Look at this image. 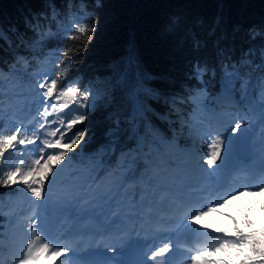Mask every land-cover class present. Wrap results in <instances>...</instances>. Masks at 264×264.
Wrapping results in <instances>:
<instances>
[{
  "label": "trees",
  "instance_id": "obj_1",
  "mask_svg": "<svg viewBox=\"0 0 264 264\" xmlns=\"http://www.w3.org/2000/svg\"><path fill=\"white\" fill-rule=\"evenodd\" d=\"M78 18L96 25V31L89 33L91 40L69 38ZM0 30V109L8 112L7 101H14L45 64L52 79L61 74L58 90L70 84L88 89L87 119L65 136L64 143L73 132L86 130L75 151L68 150V166L74 171L92 169L96 179L109 175L130 180L143 192L155 179L158 184L152 190L162 195L159 185L175 166L189 164L182 151L196 141L200 144L194 126L201 96L211 99L214 111L242 109L249 114L248 95L255 105H264L259 87L264 76V0H99V5L97 0H0ZM69 48L82 50L75 56L61 55ZM131 55L143 69L137 91L143 115L135 113L130 97ZM238 62L243 64L241 73H247L244 79L250 81L246 91L228 74V65ZM197 65L206 69L199 78ZM225 87L228 97L220 102ZM2 135L7 133L0 124ZM14 150L15 145L0 158V176L15 168L10 167ZM14 179L17 183L10 187L0 185V252L10 246L5 205L27 191L22 182L18 184L19 175ZM250 191L232 199L225 207L228 215H241L249 206L253 217H264L254 203L264 197L249 195ZM14 263L10 257H0V264ZM53 263L43 258L30 262Z\"/></svg>",
  "mask_w": 264,
  "mask_h": 264
},
{
  "label": "rangeland",
  "instance_id": "obj_2",
  "mask_svg": "<svg viewBox=\"0 0 264 264\" xmlns=\"http://www.w3.org/2000/svg\"><path fill=\"white\" fill-rule=\"evenodd\" d=\"M129 61L133 69L131 78L132 83L130 84V97L133 107H135L138 99L137 91L139 88H141L139 86H142L141 79L143 69L141 65H139L136 56L131 55L129 57ZM44 68H48L47 64H45L39 70V76L35 74L34 78L25 84V86L23 87V93L18 95L16 100L18 108L11 114L10 117L6 119L7 131L10 134H12L13 131L19 128L20 131L17 134L18 136L26 139L27 141L32 135H36L40 137L37 142H41V144L45 138L52 139V137L46 136V133L58 127L60 119L66 118V116L68 115L72 117L77 113V106L69 102V109H66L64 113H60L59 111H57L53 113V115L47 116L46 118L39 115V113L43 111L42 93L44 91V89L39 88V84L45 81L50 83L51 81L50 71L48 69L42 71V69ZM99 81L102 82L100 79ZM105 90H109V87H106ZM210 102L211 99L205 100L203 96L200 97L197 103L198 116L205 119L209 118V116L211 115L214 116L213 123L216 125L217 130L211 132L210 130H208V128L206 129V126H203L204 138H200L202 125L200 122L196 125L197 128H195V131L199 134L198 138L200 139V144H198L196 141L195 145H193L192 148L184 154V156L189 159L191 164L196 165V167L188 170L183 166L177 165V167H175V171L166 181V185L162 187V190L164 191V193H166L167 199H176L172 202L173 205H176L177 201L180 202L181 199H183V196H199L200 190L210 185L208 184V182H213L217 179L219 172L213 174L212 168L216 165L222 167V165L225 163V156L223 154L224 149L229 144V142L231 143V141L234 139L238 130L231 133L230 137L226 134L229 133L231 127L234 126L236 122H239L241 124L246 123L249 128L256 126L260 130V143L264 146V105L260 108H256V106L251 101V98L249 97L248 103L250 104V106H253L255 108V113L253 117H244L242 115L236 116L235 114L231 115L226 113H213ZM220 102H222V100H220ZM11 105L12 104H10L9 106ZM34 113L35 117L30 120L26 128L21 125H16L19 121H25V119H22L24 115L28 114V116H32ZM54 119L57 121V123L55 124L49 125L46 122L52 121ZM133 121L134 126L136 127L138 123L136 122L134 117ZM41 122H45V128L43 129L40 128ZM35 126L40 128V132H37L36 134L34 133ZM61 131H64V129L62 128ZM216 134H222L221 138L225 141L224 147L221 150L223 162L221 160H218L216 165H213L211 167L206 165V168L201 167L199 166L201 165V160L206 159V145L204 144V140H210L214 138ZM15 144L16 146L18 145V148L12 153V162L10 164V167L11 165H15V167L20 166L22 169L26 170V168L30 166L35 159L39 158V147L38 145L32 146L31 143L20 145L15 142ZM28 150H30V152H28ZM70 152L71 151L68 152V155L70 154ZM44 155L46 157L47 153L45 152ZM21 159H23L24 161L22 165L19 164V161ZM69 161L70 156L65 157V159L61 161L59 165H56V168L51 173L49 181H46V186L50 183V188L47 189L45 200H37L34 196H32L31 192L27 190L18 193L14 197L10 198V200L7 202L8 204L5 205L4 213L7 214L10 222V224L8 225L9 231L6 239L7 244H9L10 246H8L7 251L0 252V257L2 255L4 258L10 257L15 262L14 264H16L17 260L23 255L28 240L31 238V228L35 227L37 230L39 221H48L49 210H54L55 212H57L61 209L60 205H66L68 207L67 211L69 212L73 208H78L85 195L90 194L92 197L89 199L97 205L90 211L84 212V214L91 215L90 219L94 218L93 220H91L94 229H96L98 226L97 219H100V217H102L103 215L106 218V216L110 212L109 209H106L107 205L105 203L108 198L103 199L102 197L104 196L109 197L111 194H114L116 198L120 199L121 205L125 206L123 208H120L119 210L122 211L121 209L126 208L131 211V215H133V217H136L141 211L145 212L148 207H155L158 203L162 205L170 203L169 200L163 202L157 199L152 200L150 198L151 196L149 195L150 192H148L146 195L138 193L134 185L130 183V180L124 182L118 181L116 178L109 177V175L102 178L98 177V179H96L97 177L92 169L84 168L74 171L73 168H69ZM41 163H43V161H41ZM53 163H55V161H53ZM40 175L39 177L32 176L31 179L41 178ZM198 175L200 176L199 179H197ZM52 176L56 177L55 181H51ZM208 179L213 180L207 181ZM157 183V180L152 179L150 181L149 189L152 190L153 185ZM18 184H20V181H18ZM214 185L215 188H217V185ZM240 186L243 188L251 189L258 188L255 185L243 186V183H240ZM53 188L57 189L56 197H54L51 193ZM180 195H182V197H180ZM76 200L79 201L76 202ZM150 201L153 202L150 204ZM37 209L38 211H36ZM99 210H101L100 213H98ZM63 211L66 210L63 209ZM214 213L216 214L214 215V219L212 221L205 223L202 222V224L200 225L191 223L189 224V227L185 230V232H183V234H193L194 230L197 227H201V232L203 233L211 230L215 231L216 226L229 228V220L226 219L224 215L228 214L226 209L224 207H221L218 212ZM69 216H71V214L66 216L67 221H70ZM117 218H114L112 220L113 223L119 221ZM34 220H38V222H34ZM62 223V218L58 220L56 219V222L52 224V226H49L48 224V227L51 229L52 233L60 232L64 229ZM204 225H212V227L207 229L205 228L204 231ZM67 253L68 252L61 256L62 261L60 262V264H66V262H68ZM55 257L56 256H51L49 254L47 256H42L41 258L50 262Z\"/></svg>",
  "mask_w": 264,
  "mask_h": 264
},
{
  "label": "snow or ice",
  "instance_id": "obj_3",
  "mask_svg": "<svg viewBox=\"0 0 264 264\" xmlns=\"http://www.w3.org/2000/svg\"><path fill=\"white\" fill-rule=\"evenodd\" d=\"M97 5H99V0H97ZM88 16V13L84 14V18H88ZM69 31L75 33L69 37L70 39L83 40L86 42L91 40L92 37L89 36V33H94L96 31V25L94 23L91 25L81 23L78 18L73 22V27L70 28ZM81 50L73 51V49L69 48L67 52H63L61 55L68 56L71 54L75 56ZM242 67L243 64L239 62L238 64H229L228 68L231 69V72L228 74L230 80H240L241 89L246 91L250 86V81L244 79L247 73H241ZM261 67L264 68V64H262ZM205 70L206 69L201 68L199 65L195 66V75L197 78H199ZM60 78L61 74H56L55 78L51 79L50 83L45 81L39 84V88L44 89L42 93L43 111H41L39 115L46 118L57 111L64 113L66 109H69V102L77 106L79 114L75 117L68 115L66 118L60 119L59 126L46 133V136H50L52 139L45 138L42 141L38 150L39 158L35 159L26 170L22 169L20 166H16L0 176V185L10 187L17 183L14 177L19 175L20 182L26 186L32 196L41 201L45 200L47 189L50 188V183L46 186V181H49L50 178L49 174L53 172L56 165H59L61 161L68 156V150L75 151L74 146H79L86 136V130H78L73 132L72 135L68 137V141L64 143L65 136L69 132H72L76 125L83 123L87 119L88 102L91 93L86 88L81 91L75 84L66 85L63 89L58 90L57 84ZM259 87L261 92H264V76L259 78ZM46 122L49 125L57 123L55 119ZM40 128H45V122L40 123ZM62 128L64 131H61ZM240 128L241 123L236 122L226 135L230 137L231 133ZM19 131L20 129L17 128L10 135L0 136V158L4 156V153L9 147L14 146L12 142L16 141ZM221 135L222 134H216L214 138L204 140V144L206 145L205 163L209 167L216 165L218 160L223 162L221 150L224 147L225 141L221 138ZM36 139H39V137ZM26 142L33 141H26V139H20L18 141L20 145H24ZM60 148L64 150L55 151ZM48 150L53 151L49 152L45 157L44 154ZM230 150L231 144L229 142L228 149L224 153L225 157ZM41 161H43V163H41ZM53 161H55V163H53ZM23 163L24 161L21 159L19 164L22 165ZM45 169L47 170L45 171ZM40 173H43V178L28 179L29 176L39 177ZM55 179V176L51 177V181H55ZM246 190V188L235 190H223L220 187L215 188L210 193L209 199L190 209L191 218L188 220V223H195L196 225L202 224L204 217L212 212H218L221 207H228L233 198L238 197ZM249 195L264 197V185L258 186L255 191H250ZM102 198L107 199L108 196ZM254 203L259 204V211L264 213V199L254 201ZM224 215L226 219L231 221L232 227L222 228L216 226L215 234L206 233L212 237V240L210 243H207L206 246L195 249V255L190 257L191 264H264V217L259 219L253 217L249 206H246L245 212L241 215ZM211 227L212 225H204L206 229ZM198 230L199 229H197V231ZM171 248L172 245L170 243H165L154 251H151L150 255L145 253V261H117V264H147V261H156L157 257H164L170 252ZM66 251H68V249L64 247L54 248L53 243H49L42 234L37 232L35 227H32L31 238L28 240L26 249L23 255L17 260L16 264H30V262L49 254L59 258L63 256ZM111 251L115 252L116 250L113 248ZM112 259L116 260V257L113 256Z\"/></svg>",
  "mask_w": 264,
  "mask_h": 264
},
{
  "label": "bare ground",
  "instance_id": "obj_4",
  "mask_svg": "<svg viewBox=\"0 0 264 264\" xmlns=\"http://www.w3.org/2000/svg\"><path fill=\"white\" fill-rule=\"evenodd\" d=\"M36 74H40V72H39V70L37 71V73ZM218 113V112H217ZM197 114H198V110H197ZM198 121V123L200 122L201 123V125L203 124V119H200V120H197ZM0 124L2 125V126H7L6 125V119H2L1 121H0ZM250 131H249V133L251 132V134H252V137H251V140H250V142H249V145L247 146V147H249L248 148V150L245 152V155L246 156H249V157H251V158H260L261 160H262V158H263V156H264V146H263V144H261L260 142H259V140H260V135H259V129L256 127V126H254L252 129H249ZM249 133L248 132H245L244 133V135L245 136H247V135H249ZM231 150H230V152H228V155L225 157V160L227 161L232 155H233V152H234V148H235V143H234V140H232L231 141ZM229 145V144H228ZM228 145L225 147V149H224V152H223V154L225 153V151L228 149ZM242 145V146H241ZM239 146H240V150H246V149H243V148H241V147H243V144H239ZM182 153H183V151H182ZM189 160V159H188ZM180 165V164H179ZM175 167H177V166H175ZM151 168V167H150ZM174 171H175V169H173ZM238 170H240L239 168H238ZM238 170H235V173L238 171ZM223 171V168L222 167H220V166H218V165H216L215 167H213L212 168V172H213V174H216V173H221ZM234 174V172L233 171H230L229 172V174H228V176L230 177V180L232 179L231 177H233V176H231V175H233ZM213 179H208L207 181H212ZM104 182V181H103ZM130 183H131V181H130ZM218 186V185H217ZM229 189H231V188H229ZM145 192H150L149 194H151V195H153V191L152 190H150L148 187H145V189H143ZM157 191H159V190H157ZM65 192V191H64ZM77 192V191H76ZM51 193L53 194V196L54 197H56V194H57V189H55V188H53V190L51 191ZM66 193V192H65ZM92 196L89 194V195H85L84 196V198L82 199V202L80 203V207H81V210H79L78 212H80V213H84V212H87V211H90L91 209H93V208H95V206H97L95 203H93L89 198H91ZM79 200H76V202H78ZM106 203V205H107V207H106V209H109L110 210V212L108 213V215L106 216V218H110V220L111 219H114V218H117L119 221H116L115 223L118 225V226H120L121 225V223L123 222V220L122 219H128V218H131L129 215H128V212H127V210L124 208V209H121L122 210V212L119 210L120 208H123V207H125L124 205L122 206L121 205V201H120V199L119 198H116V196L114 195V194H111L109 197H108V199H107V201L105 202ZM129 203H131V202H129ZM133 204V203H132ZM60 210L59 211H57V212H55L54 210H49V220L46 222V223H48V224H50V222L54 219H57V218H59V217H63V219H62V222H66L67 220H66V216H68L69 214H70V212L69 211H67V209H68V207L66 206V205H60ZM36 209V208H35ZM35 209H34V211H35ZM63 209H65L66 211H63ZM171 209H173V207L171 206ZM36 211H38V209L36 210ZM101 212V210H99V212L98 213H100ZM124 213L125 214V216H122L121 215V213ZM119 213H120V215H119ZM71 214H75V211H72L71 212ZM105 218V219H106ZM124 219V220H125ZM120 220H122V221H120ZM88 222L90 223V224H92L91 223V220L89 219L88 220ZM139 227V226H138ZM82 230H84L85 232H87L88 231V228L87 227H85V228H83ZM140 232V229H136V231H135V237L136 238H138L137 236H138V233ZM56 235H57V233L55 234V236H54V240H55V237H56ZM74 235L76 236V232L74 231ZM190 235H192V234H186L185 235V237L186 236H190ZM46 239L48 240V241H53V240H51V239H49V235L46 237ZM116 239V236L115 235H113V241ZM139 241L140 242H143V240H141V239H139ZM188 249H193V246H191L190 248H188ZM106 260H108L109 262H110V258H108V256H106Z\"/></svg>",
  "mask_w": 264,
  "mask_h": 264
}]
</instances>
